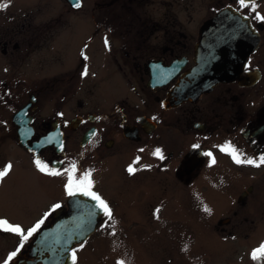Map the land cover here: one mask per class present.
<instances>
[{
    "label": "flooded vegetation",
    "instance_id": "obj_1",
    "mask_svg": "<svg viewBox=\"0 0 264 264\" xmlns=\"http://www.w3.org/2000/svg\"><path fill=\"white\" fill-rule=\"evenodd\" d=\"M81 2L76 12L85 7ZM255 2L264 15V0ZM225 8L244 17L255 36L245 62L227 81L194 99L166 104L181 77L196 66L207 23ZM89 13V20L63 27L48 23L40 33L31 22L0 23V169L11 163L9 175L16 183L27 187L26 180L34 192L59 195L28 225L10 222L27 230L50 213L9 264L29 260L34 238L68 209L66 176L42 174L33 163L36 158L59 170L76 162L78 176L92 170L93 191L109 203L114 217L113 223L100 213L94 231L81 243L94 238L95 254H101L103 241L115 238L122 246L106 250L107 256H123L124 238L145 231L154 235L156 226L169 224L173 234V204L179 199L183 215L198 230L212 221L214 233L239 240L252 230L257 211L264 213V165H237L221 147L231 144L243 158L264 155V23L237 0H93ZM202 14L209 16L200 20ZM85 32L90 38L81 45ZM38 34L47 55H65V67L40 78L26 71L23 78L18 66L39 45ZM99 38L106 63L82 77L86 61L81 53L89 57V47ZM89 75V93L82 98L81 85ZM97 75L110 80L102 90ZM50 136L59 139L47 143ZM157 148L163 160L153 155ZM130 165L140 170L129 175ZM226 198L227 213L215 207ZM54 204L61 207L52 212ZM156 209L160 211L154 214ZM20 240L0 230V264L17 251ZM172 259L165 264H173Z\"/></svg>",
    "mask_w": 264,
    "mask_h": 264
},
{
    "label": "rangeland",
    "instance_id": "obj_2",
    "mask_svg": "<svg viewBox=\"0 0 264 264\" xmlns=\"http://www.w3.org/2000/svg\"><path fill=\"white\" fill-rule=\"evenodd\" d=\"M83 2L85 7L82 11L74 12L64 0H0V4L10 5L5 10H0V23L8 21L18 24L24 21L31 22L34 27L41 28L37 30L39 33L42 27L48 23L60 22L61 27L73 26L74 22L89 20V10L93 0H83ZM208 16L209 14H202L200 20H205ZM57 31L52 45L54 48H56L63 28L57 29ZM164 36L167 35L164 34ZM41 37L42 35L38 34L37 43L39 45L32 56H29L27 61H23L18 66V68H22L19 74L22 72L21 77L23 78L26 71H33L34 78H40L65 67V55L63 58L58 51V56L47 55L40 44ZM88 38H90L89 32H85L81 38V45ZM87 55L89 57L83 68L87 67L90 71L103 67L106 63V55L102 49L100 38L93 41ZM89 78L90 75L82 82V98L89 93L87 87ZM109 83L108 77L97 75L96 86L99 90ZM23 183L27 187L16 183L13 174L0 183V215L5 216L11 223L19 222L28 225L29 221L38 217L39 212L48 201L59 198V195L55 191L48 194L37 193L29 188L26 180ZM181 202L183 199H179L176 204H173V223L170 224L173 234L168 231L169 224H165L156 226L154 235L145 231L138 236H128L124 238L123 243V247L126 249L125 254L114 257L107 256L106 250L122 246L121 241L115 238L103 241L101 243L103 248L100 249L101 254L99 255L94 253L98 247L92 238L84 244L80 243L83 247L78 245L74 248L77 249V264H99L98 260L101 259L104 262L102 264H117V261L120 260H123L125 264H165L166 260L172 258L173 264H250L251 261L253 262L249 257L250 251L264 242L263 209L257 211L252 230L244 232L241 238L236 240L214 233L210 229L212 221L208 222L204 231L198 230L183 215L185 210L179 206ZM215 207L224 208L227 213L230 207L229 199L226 198L224 204L215 205ZM237 247H239L238 251H236Z\"/></svg>",
    "mask_w": 264,
    "mask_h": 264
},
{
    "label": "water",
    "instance_id": "obj_3",
    "mask_svg": "<svg viewBox=\"0 0 264 264\" xmlns=\"http://www.w3.org/2000/svg\"><path fill=\"white\" fill-rule=\"evenodd\" d=\"M74 10V0H65ZM255 36L246 19L233 9L225 8L207 23L197 53L196 66L186 72L166 104H180L194 99L219 82H225L249 54ZM156 74V72H154ZM155 76V75H153ZM94 201L88 197H70L62 212L34 238L30 258L20 264H71L70 251L94 231L99 212L94 216Z\"/></svg>",
    "mask_w": 264,
    "mask_h": 264
},
{
    "label": "snow or ice",
    "instance_id": "obj_4",
    "mask_svg": "<svg viewBox=\"0 0 264 264\" xmlns=\"http://www.w3.org/2000/svg\"><path fill=\"white\" fill-rule=\"evenodd\" d=\"M238 5L241 9L248 8L250 12L255 13L254 18L258 20L261 23H264V15L260 14L258 11H256L258 5L256 4L255 0H237ZM9 4H0V10H5ZM73 7L76 9H79L82 7L81 0H74ZM104 45L106 48L110 47L109 41L107 37L104 39ZM83 59L87 61L88 57L82 52L81 53ZM82 77L88 75V69L85 67L84 71L81 73ZM155 119V117H153ZM58 137L56 136H50L47 138V143H54L58 141ZM60 150H63V141H59ZM194 148L199 147V145H193ZM143 151V149H141ZM222 152H227L229 155H231L233 162L237 165L241 164H247L252 165L255 167H260L264 165V155L260 156L258 160L251 159V158H243L242 154L239 153V151L234 148L231 144L225 145L221 147ZM154 156H157L159 159L163 160L164 155L162 153V150L157 148L153 152ZM205 155L211 156V153H205ZM140 157H137L134 161V164L139 163ZM33 163L35 164L37 170L41 172L44 175L52 176V177H59V176H66V183L64 185L65 193L69 197H75V196H84L88 197L90 200L94 201L93 209L94 211L90 213V215L94 216L96 214V211L98 210L99 213L103 214L104 217H107L109 221H112L114 223V217H113V209L110 207L109 203L97 192L93 191L94 187V180L92 179V170H84L82 171V174L79 176L77 175L78 172H81V170L78 168V165L76 162H72L68 167L64 168L63 170H59L55 168L54 166H50L47 162L42 161L39 158L34 159ZM213 163L215 161L213 160ZM145 168H148L150 166L145 165ZM13 168V165L11 163H7L4 165L2 169H0V181H3L5 177L9 175ZM140 169L130 165L127 168V172L129 175L135 174ZM61 207L60 204H54L52 206L51 211L54 212L57 209ZM159 209L155 210V213H159ZM205 212L210 213V209L205 206L204 208ZM50 215V213H45L44 217L36 222L35 225H33L31 228L25 230L20 225H14L11 224L6 219H0V230H3L5 232L15 233L17 234L21 240L20 245L16 252L11 253L7 260L5 261V264H9L10 261L13 260L14 257L17 256L20 249L23 248L25 242H27L30 238L36 234L41 226L44 223V220ZM159 216L157 215V219ZM115 233H113L114 235ZM83 247V245H81ZM70 259L71 264H77V249H72L70 251ZM251 259L253 261H258L264 259V243H261L259 247L255 248L251 253ZM117 264H125L123 260L117 261Z\"/></svg>",
    "mask_w": 264,
    "mask_h": 264
},
{
    "label": "trees",
    "instance_id": "obj_5",
    "mask_svg": "<svg viewBox=\"0 0 264 264\" xmlns=\"http://www.w3.org/2000/svg\"><path fill=\"white\" fill-rule=\"evenodd\" d=\"M257 264H264L263 259L256 261Z\"/></svg>",
    "mask_w": 264,
    "mask_h": 264
}]
</instances>
